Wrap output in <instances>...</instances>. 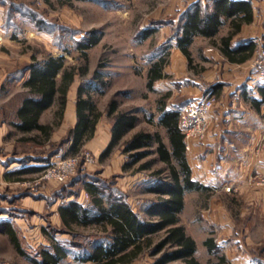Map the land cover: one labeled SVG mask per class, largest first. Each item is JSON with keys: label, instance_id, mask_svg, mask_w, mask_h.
<instances>
[{"label": "rangeland", "instance_id": "374dc122", "mask_svg": "<svg viewBox=\"0 0 264 264\" xmlns=\"http://www.w3.org/2000/svg\"><path fill=\"white\" fill-rule=\"evenodd\" d=\"M17 1L25 2L37 14L33 17L20 16L22 30L13 28V36H4L0 32V216L8 213L12 218L15 216L22 219L23 228L18 226L16 231L26 255L18 252L7 233L0 231V264H34L31 257L38 256L39 251L49 243L42 231L45 226L56 237L66 239V242L85 244L87 241L82 236L94 234L96 230L91 227L78 228L77 231L82 236L73 237L65 229L61 230L63 228L58 222L56 209L64 200L79 198L85 202L88 199L83 189L86 179H100L111 192L120 188L136 210H141L144 202L155 197L146 192V187L154 178V171L167 168L164 162L157 159V155L150 154L129 170L119 171L118 165L127 160V155L118 147L110 156L100 159L101 152L94 147L96 137L87 140L79 154L70 153L68 144H62V141L69 136L75 123H69L68 119L64 121L66 109L63 119L58 123L59 100L43 117L45 123L54 127L49 140L45 141L37 131L23 133L16 130L9 122L14 119L16 105L21 94L26 91L23 80H16L21 76V70L32 61L33 55L37 59H45L49 55H64L66 66L78 68V74L67 94V103L73 100L72 93H77L79 85H86L87 88L90 81L93 87L99 85L100 81L95 78V72L99 70L103 80L109 84L102 92H92L98 108L105 113L110 99L117 95L122 109H133L141 117L135 130H159L167 140L164 129L158 125L159 99L167 90L148 89L147 74L154 60L162 56L168 60L179 18L185 9L182 0ZM3 9L5 11L7 8ZM91 30L102 33V39L88 50L89 70L87 74H82L86 61L76 47V40ZM152 30L154 32L150 36L143 37V33ZM206 43V40L199 39L193 47L194 60L199 61L187 74L193 79L201 77L203 69L199 65H210L203 61L199 50ZM167 76L168 74L165 77ZM60 77L61 73L58 79ZM209 93L206 91L203 97ZM108 120L106 116L99 120L98 138L106 131ZM6 126L10 132L3 135V131L8 129ZM65 158L77 159L75 173L63 182L52 176L49 178L48 172L53 171L57 163ZM149 161H152V168L135 170ZM26 165L42 168L4 177L5 172L21 169ZM77 177L82 180L76 181ZM190 202L194 205L195 198H190ZM229 204L234 216L239 218L235 209L243 205L244 201L236 198L229 201ZM207 230L210 237H216L217 232L213 227ZM70 248L71 254L60 264H92L75 260V255L81 253V250L74 246ZM199 256L202 264H212L221 255L213 256L204 252L199 253ZM152 260V256L145 252L130 264H151Z\"/></svg>", "mask_w": 264, "mask_h": 264}, {"label": "trees", "instance_id": "16d2710c", "mask_svg": "<svg viewBox=\"0 0 264 264\" xmlns=\"http://www.w3.org/2000/svg\"><path fill=\"white\" fill-rule=\"evenodd\" d=\"M0 5L7 8L4 11L2 28L12 36L13 28L22 30L20 16L33 17L37 14L25 2L17 0H0ZM234 15L239 17L238 21L234 22L236 29L240 28L243 22L252 21L251 2L213 0L212 3L202 4V1L198 0L182 12L173 39L188 57L190 65L193 61L190 46L195 37L203 35L213 38L226 19ZM153 32L154 30L145 32L143 37L147 38ZM101 39L102 33L91 30L76 40V47L86 61L82 74H87L89 70L88 50L97 45ZM230 39L231 37L221 38L222 51L231 60H236L238 58L235 54L239 52V49L229 48ZM250 45L252 51L255 43L251 42ZM165 58L162 56L152 62L147 74L148 89L154 90L155 81L164 77ZM245 58L243 56L239 60L242 61ZM59 73H61L60 79H58ZM77 74L78 68L66 66L64 55H49L45 59H37L33 55L32 61L26 64L21 70V76L16 79L23 80L26 91L21 94L15 108L14 119L9 122L10 125L23 133L37 131L39 136L45 138V141L49 140L54 127L50 123H42L41 117L59 100L58 123L61 122L67 105V94ZM95 78L100 81L95 87L91 81L88 82L87 88L86 85H79L76 100L77 122L62 144H68L70 153L79 154L84 143L94 137L100 118L106 115L112 119V138L101 152L100 159L107 158L119 147L122 153L127 155V160L122 167L124 171L129 170L150 154L157 155V159L164 162L167 168L154 171L152 175L154 178L146 187L147 192L155 194V197L145 204L144 211L147 218L133 208L128 196L123 193L124 191H120V188L115 189L116 192H111L100 179H86L83 189L88 199L85 202L74 198L59 204L58 212L63 228L61 230L65 229V232L75 238L82 236L81 232L77 231L78 228L91 227L96 230V233L82 236L87 242L77 244L73 241L59 240L56 234L45 226L42 231L47 236L49 245L44 246L38 256L31 257L32 262L60 264L69 256L70 246H74L81 250V253L75 255V259L81 263L130 264L148 252L153 258L151 264L172 262L201 264L197 256L196 240L188 234L180 218L185 206L186 192L203 187L192 178V170L186 156L185 138L180 128L179 112L176 109L184 104L168 108L166 102L169 94L167 93L159 99L158 123L166 128L169 145L165 143L159 131L140 130L131 138L124 140V136L139 124L140 117L133 109H120L117 95L110 99L105 113L101 111L92 92H102L109 83L103 80L99 70L95 72ZM210 92L213 93V91ZM260 92L264 97V85L260 87ZM257 103L260 104V102ZM151 166L152 161H149L135 170H146L152 168ZM41 168L28 166L14 171L13 174L21 175ZM166 170H168L167 173ZM75 180L82 179L77 177ZM11 238L17 250L26 254L18 237L12 233ZM205 243L212 253L217 252L213 237H209ZM218 258L219 261L212 264H223L225 258L223 256Z\"/></svg>", "mask_w": 264, "mask_h": 264}, {"label": "crops", "instance_id": "0c3cea01", "mask_svg": "<svg viewBox=\"0 0 264 264\" xmlns=\"http://www.w3.org/2000/svg\"><path fill=\"white\" fill-rule=\"evenodd\" d=\"M196 1L198 0H182L185 5L184 10ZM201 1L202 4H207L212 3L213 0ZM247 1L251 2L253 20L243 22L240 28L236 29L234 22L238 21L239 17L234 15L226 19L220 31L213 38L203 35L196 36L190 46L193 59L191 65L188 57L173 39V47L163 69L164 77L154 83V90H167L166 93L169 96L166 105L168 108L200 99L210 88V91H213L217 96L206 137L201 141L193 140L191 149L186 150L192 178L201 183L203 187L186 192L185 206L180 218L188 234L196 240L197 256L201 264L199 253L204 254V252L213 256L220 254L225 258L223 264H264V185H258L255 182V177L264 176V97L260 92V87L264 85V82L251 69L252 59L259 46L264 44V0ZM3 7L0 5V32L4 36H11V33L5 32L2 28ZM222 37H231L229 48L231 50L239 49V52L235 54L238 59L231 60L224 54ZM199 39L207 42L206 45L200 46L199 50H201L203 61L210 65H203L204 67L199 65L203 69V72L200 73L201 77L193 79L187 74L190 73V68L195 67L199 62L194 60L193 49ZM251 42L255 43L252 51ZM243 56L246 58L240 61L239 58ZM166 74H168L167 77H165ZM71 97L73 100L67 103L64 121L68 119L69 123L76 124L77 93H72ZM120 109L122 108L120 107ZM45 112L41 117L42 123H45L43 121ZM158 113L159 121V110ZM108 121L109 125L106 131L99 138L97 133L100 132V129L97 124L96 136L94 135L93 138L96 137L94 147L99 150L98 152H102L112 138V119L109 118ZM159 126L164 129L167 135L166 128L162 125ZM5 128L8 129L3 131V135L10 132L9 127ZM135 128L124 136V140L138 132ZM144 130L154 132L150 129ZM159 132L164 138L163 133ZM164 141L169 145L168 135L167 140L164 138ZM124 163V160L121 161L117 170L122 171ZM6 167L9 168V165ZM17 170L19 169L14 171ZM14 171L5 172L4 177L14 175ZM226 187H231V189L226 190ZM192 197L196 200L194 205L190 202ZM236 198L244 201L243 205L235 209L239 218L234 216L229 204V201ZM145 204L146 202L140 208L141 210H136L133 204L132 206L147 218L144 211ZM58 207L56 214L59 224L62 225ZM21 220L15 216L12 218L8 213L1 214L0 231L7 233L11 240L13 233L20 241L16 229L18 226L23 228ZM210 227H213L217 232L214 237L216 253H212L205 243L210 237L207 230ZM57 238L62 240L60 237ZM62 241H66V239ZM71 252L70 249L69 255ZM218 261L219 258L213 263Z\"/></svg>", "mask_w": 264, "mask_h": 264}, {"label": "built area", "instance_id": "2783aa9c", "mask_svg": "<svg viewBox=\"0 0 264 264\" xmlns=\"http://www.w3.org/2000/svg\"><path fill=\"white\" fill-rule=\"evenodd\" d=\"M251 69L264 82V44L260 45L256 55L251 61ZM217 102V96L209 93L205 97L188 102L176 108L180 116V128L184 134L186 150L191 149L193 140H203L211 125V113ZM62 159L57 163L53 171L47 176H52L59 182L67 180L77 170V159ZM258 185H264V176L255 177ZM231 187H226L230 190Z\"/></svg>", "mask_w": 264, "mask_h": 264}]
</instances>
